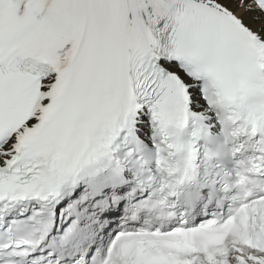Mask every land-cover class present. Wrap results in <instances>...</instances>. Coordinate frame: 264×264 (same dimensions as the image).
<instances>
[{"label": "snow or ice", "instance_id": "1", "mask_svg": "<svg viewBox=\"0 0 264 264\" xmlns=\"http://www.w3.org/2000/svg\"><path fill=\"white\" fill-rule=\"evenodd\" d=\"M0 264H264V0H0Z\"/></svg>", "mask_w": 264, "mask_h": 264}]
</instances>
